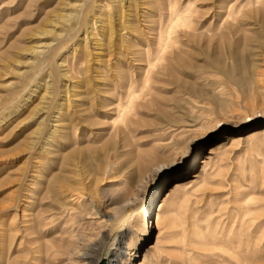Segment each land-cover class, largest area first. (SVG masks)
<instances>
[{
    "label": "rangeland",
    "instance_id": "obj_1",
    "mask_svg": "<svg viewBox=\"0 0 264 264\" xmlns=\"http://www.w3.org/2000/svg\"><path fill=\"white\" fill-rule=\"evenodd\" d=\"M173 1L0 0V264L7 258L10 224L15 222L18 249L26 240L25 206L54 187L49 183L52 174L71 177V166L62 165L63 156L71 153V118L86 127L84 109L97 113L93 120L105 121L94 129L100 134L95 146L100 147L122 126L116 106L127 105L130 97L153 99L155 105L139 108L127 141L112 144L117 149L110 155L113 172L95 191L98 207L112 215L119 202L110 200L108 190L126 197L124 210L105 231L109 241L99 264H112L115 253L127 254L122 246L142 237L139 225L148 226L146 211L153 213L166 192L170 197L162 220L143 248L134 246L138 256L133 264H264V150L247 140L252 129L264 125V104L253 108L242 94H227L236 103L235 121L214 129L175 173L166 164L178 142L203 128L207 114L189 111L185 100L180 101L185 96L169 84L173 77L191 79L193 72L176 65L172 77L163 68L168 61L153 69L145 60L148 43L154 50L158 46L160 30L168 24L166 8ZM177 1L182 8L190 2ZM256 1L197 0L192 9L202 15L194 24L201 38L185 39L181 30L177 45L187 52V64L212 66V56L223 50L220 35L233 22L228 19L231 5L233 10L256 8ZM258 15L238 23L241 31L228 36L227 47L245 46L246 35L264 31V17ZM249 41V48L256 45ZM148 77L151 82L145 86ZM262 81L264 88V73ZM215 108L212 117L218 122L228 109ZM52 135L56 141L49 148ZM157 147L162 152L151 155ZM171 216L173 227L163 222ZM24 247L28 250L29 244Z\"/></svg>",
    "mask_w": 264,
    "mask_h": 264
},
{
    "label": "bare ground",
    "instance_id": "obj_2",
    "mask_svg": "<svg viewBox=\"0 0 264 264\" xmlns=\"http://www.w3.org/2000/svg\"><path fill=\"white\" fill-rule=\"evenodd\" d=\"M196 2L197 0H190L185 8L180 7L177 0L169 4V7L166 8L167 13L165 14L166 18L168 17L167 27L164 28V30L161 28L160 35L158 36V46L155 50L150 46V43H148L149 47L145 52L146 59L144 58L148 62L150 68L153 69L157 67L158 64L160 65L163 64L164 61H168V64L163 68L166 70V73H172V77L176 65H179L181 70L183 68V71L190 70L193 72L190 76L191 79L187 80L173 77L169 84L178 88L182 97L185 96L181 98L182 100L180 101L185 100V105H188L187 109L189 111L195 112L196 109H199L207 113L206 116H204L205 120L202 122L203 124L201 123L203 128L196 130L182 139L172 150L168 163H166L171 167V173H175V171L184 165L186 159L191 156L199 143L207 139V137L215 131L214 129L223 123L235 121V115L232 113V110H234L233 107L236 103L233 99L231 100L226 97L227 94H242L245 102L252 107L264 104V98L261 97V95L263 96L264 94V88H261L262 85H260L263 82L262 76L264 73L262 70L264 67V31L246 35L245 46L231 43L229 47L226 45L228 36L235 37V34L241 31V26L238 24L240 21L251 20L250 18H255L254 15L258 14H262L264 17V0H257L256 8L245 9L239 6V9L233 10L231 5L228 19H232L233 22L226 27L227 31L220 35V43L222 44L223 50L212 56V66L208 67H204L205 65L192 66L187 64L185 61L187 52L184 51L185 49H179V46H177L182 35L185 39L186 37H199L197 29L194 28V24L201 19L200 17L202 15H200V17L198 15L196 16L195 13L198 12V10H196L197 8L192 9ZM163 9V4L159 3L158 11L162 12ZM186 13L190 14L189 21L185 18ZM60 17L63 18V16ZM228 19L227 23H229ZM82 20L85 21L86 17L82 16L81 21ZM162 24L163 22L161 25ZM163 25L162 27H164ZM181 30L182 35L180 32ZM47 32L46 30H42L41 33L46 34ZM213 36L215 35L213 34ZM248 40L251 42L253 40L256 41L254 42L256 45L249 43V41V44L254 45L249 48L247 44ZM209 41H211V39H209ZM247 50H249V53H247ZM75 54H77V52ZM150 82L151 78L148 77L145 86H148ZM128 94L133 97V92H129ZM133 98H129L127 105L119 103L116 106L118 110V120L121 121L122 126H118L109 137L105 138L104 143L100 145V147L95 146V142H97V138H99L100 134H97L94 129L97 125H103L105 121L102 122L98 119H96L98 121L93 120L97 113H93L89 108L84 109L82 113L86 127H80L81 122H75L77 119L73 121L74 119L71 118V153L66 156L64 155L62 160L63 166H66V168L71 166V177L66 173L52 174L49 183L54 187L48 189V193L44 192L46 194L40 197L39 200L30 201L29 204L25 206L23 209V232L26 240L20 242L18 249H16L17 234L14 225L15 222L13 221L10 224V244L5 264H99L109 241L108 233H105V231L107 228L111 227V220L117 215H120L124 210L125 207L122 202L126 200V197L123 193L121 194L114 190H108V194L106 193V195H110L109 192L112 194L110 200L119 202L118 207L114 208V214L112 215L103 213L102 209L98 207L95 191L97 192V186L104 180L105 176L113 172L114 164L111 162L110 155L117 149L116 146L112 144H114L117 139L125 142L127 141V132H130V124H134L135 126L137 124L133 116L139 114V108L155 105L153 99L143 98L138 101ZM176 102H178V100ZM215 107H219L222 110L225 108L228 109V111L222 114L221 120L218 122H215V119L212 117V111L216 109ZM108 112L109 111L104 112V114L107 115ZM165 121L168 124L175 122L173 119H166ZM100 130L103 131L105 128H101ZM58 131L60 132V130ZM60 135L59 137H63L62 133ZM83 136L86 137V139L84 138L85 140H83ZM92 136L94 138H91ZM239 140L236 139L235 141L238 142ZM247 140L250 142L252 141V144H254V142L255 144L257 143L264 150V125L252 129L247 136ZM49 141V148H52L56 141L55 136L52 135ZM85 141H87V144L81 146ZM48 152L52 153L51 151ZM160 152H162L161 148L157 147L151 155L153 153L156 155ZM92 161H95L96 164L94 165ZM206 168L207 167L203 168V174L207 173ZM169 197L170 193L166 192L164 196H162V200H159L156 206H154V211L152 210L153 213H151L149 209L146 211L144 222L148 220V226L146 223L144 228L141 229L139 225L142 237L139 239L138 235L126 241V246H122V249L127 251V254L115 253L112 264H133V261H135L138 256L137 251L133 252L134 246L137 247V249L143 248V245L147 241V237L153 232V228L155 230V227L161 222L162 212ZM171 207L176 208L177 202L171 203ZM163 219V222L169 227H173L176 222L174 216L167 218L163 217ZM113 225H115V222ZM137 240L138 244L135 243ZM26 243L29 244L28 250L24 247ZM142 256L143 255L140 254V257ZM145 259H147L146 253L144 254V260Z\"/></svg>",
    "mask_w": 264,
    "mask_h": 264
}]
</instances>
